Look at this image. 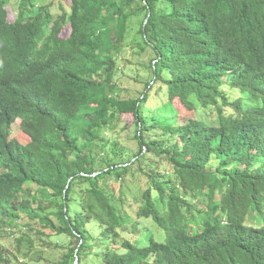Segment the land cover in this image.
Here are the masks:
<instances>
[{
	"label": "trees",
	"instance_id": "16d2710c",
	"mask_svg": "<svg viewBox=\"0 0 264 264\" xmlns=\"http://www.w3.org/2000/svg\"><path fill=\"white\" fill-rule=\"evenodd\" d=\"M10 1L0 264H41L60 236L53 264H264V0H68L58 15L20 0L13 20ZM140 16L150 74L121 96L118 58ZM122 114L134 118L131 154L114 135ZM125 176L147 185L131 196ZM16 226L10 249L1 238Z\"/></svg>",
	"mask_w": 264,
	"mask_h": 264
},
{
	"label": "rangeland",
	"instance_id": "374dc122",
	"mask_svg": "<svg viewBox=\"0 0 264 264\" xmlns=\"http://www.w3.org/2000/svg\"><path fill=\"white\" fill-rule=\"evenodd\" d=\"M20 0H11L9 5L7 6L8 12H9V19L13 20L15 16V11L17 10L18 4ZM34 3H36L38 6H50L51 11L58 15L62 12V9L60 8V5H63L66 9H68V0H32ZM15 11H14V10ZM142 16L136 17L132 19L128 24L127 33L125 35V39L123 42V48L121 51V54L118 58V66L120 67V71L117 73L116 77L118 78V84L120 86V95L121 96H128V95H138L137 89L143 88L144 84L142 83L145 80H148L150 71L146 67L148 66V63L150 59L153 56V52L149 47H145V49H142L144 46L142 42V34L139 32V23ZM66 34V32L64 33ZM135 78L139 80V84H136ZM137 86L136 88H133V86ZM160 94L156 97H152V101L157 103L160 101ZM151 103V104H155ZM179 111L181 112V119H190L193 118V113H190V111H186L184 107L181 106L179 108ZM161 113V112H160ZM186 115L185 117L183 115ZM121 122H119L117 131L114 135L117 136L118 140L121 141L122 146H125L130 150L131 154L133 151H136L138 149V146L136 144V141L133 139L134 136V125L133 121L134 118L132 114H122ZM12 136L20 138L21 140H26V138L23 136L19 129V122L16 121L12 128ZM143 176V175H142ZM127 191L131 193V196H136L138 193H140L141 188H145L147 185V180L145 177H139L138 179L125 176L124 180L122 181ZM114 188H118V185L115 184ZM135 207L132 208L134 213ZM21 222V221H20ZM150 226L154 235L158 237V234L160 235V241H163L164 239V233L163 231L157 227L153 222H151L150 219L143 221V226ZM7 230H11V227L5 226ZM24 231L25 228H22ZM12 230L16 234H7L3 231L4 237L1 238L3 243L9 247L10 249H14L15 245V235H20V231L18 230V227L12 228ZM9 232V231H7ZM125 236L131 239L132 241H135L138 234L137 233H125ZM52 244L49 243V247H43V255L46 256L45 259L41 260V264H53L52 261H55L57 263V259L64 253L65 247H56L54 243L58 244H66L68 242L66 240V237L60 236L56 239V237L52 238ZM47 246V245H46Z\"/></svg>",
	"mask_w": 264,
	"mask_h": 264
}]
</instances>
